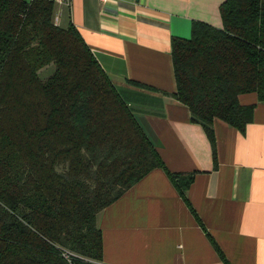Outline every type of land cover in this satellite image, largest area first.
Listing matches in <instances>:
<instances>
[{
	"label": "trees",
	"instance_id": "1",
	"mask_svg": "<svg viewBox=\"0 0 264 264\" xmlns=\"http://www.w3.org/2000/svg\"><path fill=\"white\" fill-rule=\"evenodd\" d=\"M219 13L220 28L193 21L190 38L171 40L172 97L214 168L213 121L243 134L255 104L239 96L264 102V0H224ZM154 169L199 222L185 195L194 173L167 169L75 27L56 25L45 0H0V264H98V214Z\"/></svg>",
	"mask_w": 264,
	"mask_h": 264
},
{
	"label": "crops",
	"instance_id": "2",
	"mask_svg": "<svg viewBox=\"0 0 264 264\" xmlns=\"http://www.w3.org/2000/svg\"><path fill=\"white\" fill-rule=\"evenodd\" d=\"M224 0H70L54 5V23L71 24L109 77L170 172L194 173L185 195L228 264H264V102L242 134L215 119L217 168L210 143L176 90L173 37L193 21L220 28ZM160 169H154L97 216L98 264H225Z\"/></svg>",
	"mask_w": 264,
	"mask_h": 264
},
{
	"label": "built area",
	"instance_id": "3",
	"mask_svg": "<svg viewBox=\"0 0 264 264\" xmlns=\"http://www.w3.org/2000/svg\"><path fill=\"white\" fill-rule=\"evenodd\" d=\"M45 1L50 2L53 5H69L70 3V0H45ZM62 255L67 260H69L71 256V254L66 251H63Z\"/></svg>",
	"mask_w": 264,
	"mask_h": 264
},
{
	"label": "rangeland",
	"instance_id": "4",
	"mask_svg": "<svg viewBox=\"0 0 264 264\" xmlns=\"http://www.w3.org/2000/svg\"><path fill=\"white\" fill-rule=\"evenodd\" d=\"M52 66H48L46 68H44L43 70L40 71V77L41 78H44L46 77L47 75H49L51 72H52Z\"/></svg>",
	"mask_w": 264,
	"mask_h": 264
}]
</instances>
